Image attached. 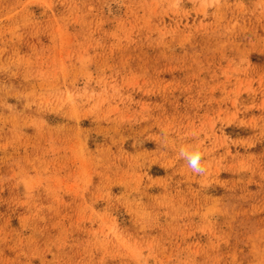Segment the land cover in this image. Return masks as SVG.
Instances as JSON below:
<instances>
[{
  "label": "rangeland",
  "instance_id": "obj_1",
  "mask_svg": "<svg viewBox=\"0 0 264 264\" xmlns=\"http://www.w3.org/2000/svg\"><path fill=\"white\" fill-rule=\"evenodd\" d=\"M0 264H264V0H0Z\"/></svg>",
  "mask_w": 264,
  "mask_h": 264
},
{
  "label": "clouds",
  "instance_id": "obj_2",
  "mask_svg": "<svg viewBox=\"0 0 264 264\" xmlns=\"http://www.w3.org/2000/svg\"><path fill=\"white\" fill-rule=\"evenodd\" d=\"M181 156L187 159L189 166L193 169V171H203V169L199 166V161L201 159V152L199 150V146H196L195 150L190 155L182 151Z\"/></svg>",
  "mask_w": 264,
  "mask_h": 264
}]
</instances>
